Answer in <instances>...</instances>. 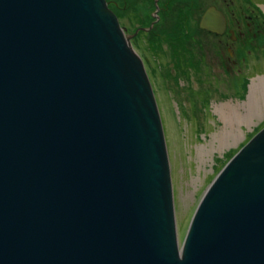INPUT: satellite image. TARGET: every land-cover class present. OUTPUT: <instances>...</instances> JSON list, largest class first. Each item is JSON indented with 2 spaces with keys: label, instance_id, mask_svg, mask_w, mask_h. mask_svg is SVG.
Returning <instances> with one entry per match:
<instances>
[{
  "label": "water",
  "instance_id": "95a60500",
  "mask_svg": "<svg viewBox=\"0 0 264 264\" xmlns=\"http://www.w3.org/2000/svg\"><path fill=\"white\" fill-rule=\"evenodd\" d=\"M202 194L180 242L158 105L106 0H0V264H264V127Z\"/></svg>",
  "mask_w": 264,
  "mask_h": 264
},
{
  "label": "rangeland",
  "instance_id": "374dc122",
  "mask_svg": "<svg viewBox=\"0 0 264 264\" xmlns=\"http://www.w3.org/2000/svg\"><path fill=\"white\" fill-rule=\"evenodd\" d=\"M126 1L128 10L137 7L141 15L145 13L147 4L143 0ZM117 2L121 4V0H111L110 10L120 19L122 9L120 4V7L115 6ZM198 2L196 10H191V18L188 22L191 32L186 35L182 29L185 19L182 11L183 7L188 6L189 3L174 0V9L167 14V18L171 21L167 19L159 29L160 33L163 31L167 33L166 42L159 46L164 49L162 50L164 55L160 57V60L165 61L162 67L158 66L152 58L154 48L152 45H142L139 49L141 52L134 47L141 54L142 59L146 55L151 61L150 64H146V68L153 83L164 128L180 242L187 231L188 223L202 193L212 179L241 146L264 127V110H262L260 116L252 118L249 124L240 122L235 124L231 130V137L222 149H218L217 143L213 142L214 137L231 129L225 128L216 108L226 104L237 106L246 102L251 85L255 84L258 87L264 82V31L262 29L259 28L260 32L256 39L248 38L246 42L237 43L235 47L229 46L230 41L226 37L225 43L232 49L233 55L230 56L226 51L224 54L229 59L236 60L235 66L229 65L230 73L223 74L221 77V75L217 76L213 69L208 68L205 75L203 74L205 77L202 75V77H196L195 71L191 72L193 71L191 60L195 67L200 62L198 58L201 53L198 54L197 49L194 52V45L191 43H195L197 38L201 40V37H205L203 32L198 31L196 34V31L201 12L206 7L215 4L222 14L224 12L230 17L236 16L241 19L245 16L251 17V21L264 27V0H198ZM182 37L189 38V42L182 45L178 41ZM207 43V46L211 48L210 58L212 59L217 51V47H214L217 44L215 37L209 36ZM199 46L201 45L198 44L195 47L199 48ZM190 53L193 54L191 60L188 58ZM236 70L242 73L236 76ZM227 112L231 111L226 107L225 113ZM200 147L205 149L204 153L209 151L202 157V161L198 157ZM213 148L215 151H212Z\"/></svg>",
  "mask_w": 264,
  "mask_h": 264
},
{
  "label": "flooded vegetation",
  "instance_id": "af4514ba",
  "mask_svg": "<svg viewBox=\"0 0 264 264\" xmlns=\"http://www.w3.org/2000/svg\"><path fill=\"white\" fill-rule=\"evenodd\" d=\"M143 1L147 4L145 13L143 15H141V12L138 10L137 7H134L128 10L129 7L127 5L126 0H121V4L118 2L115 4L116 7L121 6V9H122L121 10L122 15L120 16L121 18L118 19L119 27L122 28L123 34L126 37V39H129L132 50H135L134 47H137V50H139L141 49V46L145 44L152 45L154 47L152 50L153 52L152 58L156 61L158 66L162 67L165 61L160 60V57L164 55V53L162 52V50L164 49H161L159 46L163 45L166 42L167 37H165V35H167V33L165 31L160 33L159 29L162 27L164 22H166V20L168 19L167 18L168 12H170L171 9H174L173 7L174 0H143ZM183 2L189 3V5L183 7L182 13H183V16L185 15V19L183 20L182 29L185 31L186 35H189L191 32L190 26L188 25V22L191 18L190 13H191V10H196L197 4L199 2L198 0H183ZM106 3H107V6L110 8L111 7L110 5H112L111 0L106 1ZM211 7L215 8L217 11H220L219 9H217L218 7L215 4H210V6L206 7L201 12V17L197 22L198 30L196 31V34L198 33V31L203 32L205 37H201V40L197 38L195 40V43H191L194 45L193 51L195 52L197 49L198 54L201 53L198 58L200 62L197 61L198 62L197 67H195L194 63L191 60L193 58V54H191L192 51H190L191 53L188 55V58L191 60V63H192L191 67L193 71L191 72L195 71V74L194 73L193 74L196 75V77L197 76L199 77L201 75L205 77L204 75L208 68H211V70L213 69L216 72L217 76L221 75L222 77L223 74L225 75L226 73H230L231 70L229 69V65L231 66L236 65V60L233 61L229 59L226 56V54H224V52L226 51L230 56L233 55L232 49H230L228 45L225 43L226 37L230 41L228 43L229 46L235 47L237 43L243 44L244 42H246V39L248 38L256 39L257 34L260 32L261 29L264 31V27H260L257 23L255 24L253 21H251V17L245 16L242 19L237 18L236 16L230 17L229 15H226L222 11L225 17L224 19L225 27L223 31H222V28H219L218 32H221V33H214V32L210 33L208 30L203 29L201 27L200 21L204 15V12L208 8H211ZM169 21H171V19ZM178 21L180 20L178 19ZM254 30L256 31L254 32ZM209 36H214L216 39V43H217L214 46L215 48L217 47V51L214 53L216 55H213L212 59L210 58L211 48L207 46ZM198 37H200V35ZM188 39L189 38L182 37L181 40H178V41H180L181 44L182 43L187 44ZM178 41H176L175 39V43H177ZM198 44H200L201 46H199V48L195 47ZM137 50H135V52L140 57L141 61L143 62L145 72H147L146 64H150L151 61L149 57L146 55L142 59L141 54L138 53ZM150 50L151 49L149 48V51ZM139 52H141V50H139ZM189 64H190V61H189ZM186 68H188L187 65H186ZM241 73L242 72L240 70H236L235 74L236 76H238ZM147 75H148L149 82L151 83L149 72H147ZM151 86H152L153 94L155 96L156 94L154 93V90H153L154 89L153 83H151ZM156 105H157V101H156Z\"/></svg>",
  "mask_w": 264,
  "mask_h": 264
},
{
  "label": "bare ground",
  "instance_id": "6f19581e",
  "mask_svg": "<svg viewBox=\"0 0 264 264\" xmlns=\"http://www.w3.org/2000/svg\"><path fill=\"white\" fill-rule=\"evenodd\" d=\"M219 28L220 24L217 26V29ZM226 107L229 108L231 112H227L226 114ZM262 110H264V82L260 83L258 87L255 84L251 85L250 93L246 102L237 104V106L226 104L217 107L216 112L220 115L223 125H225V128H231L229 131L222 132L214 137L213 142L217 143V148L222 149V147L227 143L228 138L232 135L231 130L235 124H238V122L245 125L249 124L252 118L260 116ZM198 149V157L202 161V157L207 155L209 151L204 153L205 149L203 147ZM212 151H215V149L213 148Z\"/></svg>",
  "mask_w": 264,
  "mask_h": 264
}]
</instances>
